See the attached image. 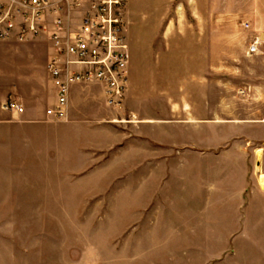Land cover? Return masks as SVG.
Masks as SVG:
<instances>
[{
    "label": "rangeland",
    "instance_id": "374dc122",
    "mask_svg": "<svg viewBox=\"0 0 264 264\" xmlns=\"http://www.w3.org/2000/svg\"><path fill=\"white\" fill-rule=\"evenodd\" d=\"M127 36L123 105L74 88V124L43 116L49 39L0 41V264H264V0H129ZM215 104L219 133L251 148L246 179L147 175V116Z\"/></svg>",
    "mask_w": 264,
    "mask_h": 264
},
{
    "label": "built area",
    "instance_id": "2783aa9c",
    "mask_svg": "<svg viewBox=\"0 0 264 264\" xmlns=\"http://www.w3.org/2000/svg\"><path fill=\"white\" fill-rule=\"evenodd\" d=\"M129 0H0V41L46 36L52 45L47 70L56 103L45 114L52 121L69 116L72 89L97 84L106 104L123 105L132 58L127 36ZM258 50L257 44L249 48ZM5 110L25 107L8 99Z\"/></svg>",
    "mask_w": 264,
    "mask_h": 264
},
{
    "label": "crops",
    "instance_id": "0c3cea01",
    "mask_svg": "<svg viewBox=\"0 0 264 264\" xmlns=\"http://www.w3.org/2000/svg\"><path fill=\"white\" fill-rule=\"evenodd\" d=\"M131 62L129 87L133 82ZM77 87L78 92L91 88L95 91V98H104L102 88L97 84L79 85L74 88ZM73 89L70 96L69 116L71 115V123L74 124L76 121L85 119V111L88 107L79 94H74ZM13 113L18 117L13 121H27L26 119L20 120V116L24 113ZM189 114L182 112V116L167 118L149 116L150 114L147 116L144 122L146 141L144 165L147 175L150 171L154 175L155 170L170 169L172 171L170 176L184 178L185 185H193L197 178L205 180V188L213 183V177L217 179L219 176H224L232 179L236 175L241 181L245 180L251 148L240 142L234 143L233 140L229 142L227 138H224L228 135L227 133H219L216 104L215 107H209L208 114L205 116L198 117L192 112ZM219 137L222 140L220 143ZM229 137L232 138L233 134ZM234 169L239 171L235 175L231 172ZM185 201L190 203L195 201V198L185 197ZM165 208L166 205L162 200L155 201V210L164 212Z\"/></svg>",
    "mask_w": 264,
    "mask_h": 264
},
{
    "label": "bare ground",
    "instance_id": "6f19581e",
    "mask_svg": "<svg viewBox=\"0 0 264 264\" xmlns=\"http://www.w3.org/2000/svg\"><path fill=\"white\" fill-rule=\"evenodd\" d=\"M260 181H261V183H262V187L264 188V173H261L260 174Z\"/></svg>",
    "mask_w": 264,
    "mask_h": 264
}]
</instances>
